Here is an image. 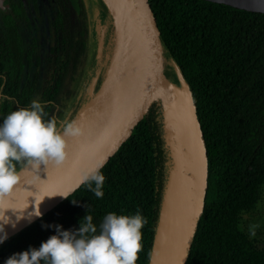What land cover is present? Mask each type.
<instances>
[{
  "label": "trees",
  "instance_id": "16d2710c",
  "mask_svg": "<svg viewBox=\"0 0 264 264\" xmlns=\"http://www.w3.org/2000/svg\"><path fill=\"white\" fill-rule=\"evenodd\" d=\"M51 1L48 30L44 18L0 19V124L38 98L44 119L55 118L60 128L85 84L97 5ZM152 2L166 54L192 90L208 152L206 202L185 264H264V244L244 221L264 191V12L211 0ZM161 125L155 111L101 168L103 198L82 184L0 243V264L39 249L56 234L54 226L75 231L87 214L99 226L109 213L137 210L148 221L137 264H149L169 166ZM25 164L17 163V171Z\"/></svg>",
  "mask_w": 264,
  "mask_h": 264
},
{
  "label": "water",
  "instance_id": "95a60500",
  "mask_svg": "<svg viewBox=\"0 0 264 264\" xmlns=\"http://www.w3.org/2000/svg\"><path fill=\"white\" fill-rule=\"evenodd\" d=\"M211 1L264 12V0ZM107 7L113 14L122 15L130 52L126 84L98 108H91V100L79 112L72 122L81 132L65 137L68 156L62 165L49 162L33 167L26 163L18 170L19 184L0 204V224L4 226L0 236L7 233L10 237L39 217L36 211L42 215L73 193L82 185V177L100 165L104 167L161 103L166 47L152 0H107ZM178 69L192 99L187 101L173 92L161 113L169 166L149 264L186 263L208 189L206 140L192 90Z\"/></svg>",
  "mask_w": 264,
  "mask_h": 264
},
{
  "label": "clouds",
  "instance_id": "9594fccd",
  "mask_svg": "<svg viewBox=\"0 0 264 264\" xmlns=\"http://www.w3.org/2000/svg\"><path fill=\"white\" fill-rule=\"evenodd\" d=\"M46 115L45 105L37 98L31 101L30 107L11 112L0 124V204L21 180L17 163L26 162L33 167L49 162L62 165L68 156L65 137L80 134L81 129L75 122L66 123L61 133L57 120H45ZM102 167L92 169L80 181L97 198L104 196L106 177L101 172ZM35 215L41 214L36 211ZM147 223L139 210L135 215L109 213L99 226L93 222V216L87 214L77 230L54 226L56 234L42 242L39 249L15 253L5 264H41V261L44 264H137L143 251L142 229ZM259 227L258 223L249 224V235L255 237ZM0 232H4L3 224H0ZM6 239L7 233H4L0 243Z\"/></svg>",
  "mask_w": 264,
  "mask_h": 264
},
{
  "label": "bare ground",
  "instance_id": "6f19581e",
  "mask_svg": "<svg viewBox=\"0 0 264 264\" xmlns=\"http://www.w3.org/2000/svg\"><path fill=\"white\" fill-rule=\"evenodd\" d=\"M99 2H101L100 5L102 4L101 11H104L106 14L107 19L110 21V28L112 30L108 32L105 47L106 52L104 53V57L98 65H103L106 67V70L105 76L101 83L100 92L96 99L91 103L92 109H96L108 101L112 96H114V94H116L119 89H121L126 84V70L128 60L130 59V52L128 50V43L125 29L123 27L121 13L119 12L113 14L107 8V0H101ZM174 64L175 62H170L166 56L163 82L165 81V78H167L168 82L165 86L161 87V101L163 110L168 105L169 96L173 92L182 94L187 101H191L192 99L188 85L181 74L178 73V76L173 75L171 70H173L172 66ZM96 70H99L98 67L95 69V71Z\"/></svg>",
  "mask_w": 264,
  "mask_h": 264
},
{
  "label": "rangeland",
  "instance_id": "374dc122",
  "mask_svg": "<svg viewBox=\"0 0 264 264\" xmlns=\"http://www.w3.org/2000/svg\"><path fill=\"white\" fill-rule=\"evenodd\" d=\"M85 1L88 5H92V7L97 5L96 7L98 8V11L100 10L99 15H98L99 12L95 13L94 20H93V34H92L93 40H92V45H91L92 71H91V75L89 76V78L85 81V84L83 88L81 89V92L78 95L75 101V104L73 106V109L71 113L69 114L67 120L64 121V123L59 128L60 131L64 129V126L66 123L72 122L78 116L79 112L83 111L82 109L88 106L91 100L93 102L96 99L100 90L98 93L96 94L94 93L98 91V89L100 88L103 78L105 76L106 67H104L103 65L102 66H98V65H99V62L103 59L104 53L106 52V48H105L106 38L108 36V32L112 30L110 28V21L107 19V16L104 13V11L103 12L101 11L102 4L100 5L101 2H99L101 0H85ZM166 56L170 62L172 63L175 62L174 59L171 58L170 55L166 54ZM97 67L99 70L95 71ZM178 68L179 67L177 66L176 63L172 66L173 70L171 71L173 72V75L178 76V73H180ZM167 82L168 80L167 78H165V81L161 84V87L165 86ZM156 113L161 121L162 114L158 111V108L156 109ZM245 217L247 218L245 219ZM244 221H245V225L247 228H248V225L251 223L260 224V227L257 229L256 236L264 244V191H263L262 201L259 203L257 209L254 212L245 214Z\"/></svg>",
  "mask_w": 264,
  "mask_h": 264
},
{
  "label": "flooded vegetation",
  "instance_id": "af4514ba",
  "mask_svg": "<svg viewBox=\"0 0 264 264\" xmlns=\"http://www.w3.org/2000/svg\"><path fill=\"white\" fill-rule=\"evenodd\" d=\"M51 6V0H0V19L11 14L18 19L23 18L36 23L38 19L44 18L45 28L48 30L47 18L49 14L47 12L48 9L51 10Z\"/></svg>",
  "mask_w": 264,
  "mask_h": 264
}]
</instances>
